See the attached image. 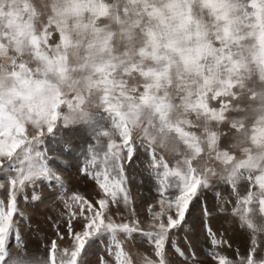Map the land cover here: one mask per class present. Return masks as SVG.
<instances>
[{
	"label": "clouds",
	"instance_id": "obj_1",
	"mask_svg": "<svg viewBox=\"0 0 264 264\" xmlns=\"http://www.w3.org/2000/svg\"><path fill=\"white\" fill-rule=\"evenodd\" d=\"M48 123L92 126L121 161L144 151L198 190L246 184L240 217L264 226V0H0V139L22 125L41 145ZM53 257L72 264L70 247ZM222 257L264 264V227Z\"/></svg>",
	"mask_w": 264,
	"mask_h": 264
},
{
	"label": "snow or ice",
	"instance_id": "obj_2",
	"mask_svg": "<svg viewBox=\"0 0 264 264\" xmlns=\"http://www.w3.org/2000/svg\"><path fill=\"white\" fill-rule=\"evenodd\" d=\"M50 119L55 121V112ZM52 129L53 124L48 123L47 130L51 132ZM2 135L4 138L0 139V158L7 157V164L6 166L0 164V171L8 177L11 187L6 203L0 200V262L7 256L9 250L7 239L14 228V216L18 212L17 191L23 190L27 184L34 183L41 177L59 180V177H55L44 163L42 153L37 149L43 130L37 133L36 139H32L27 137L22 125H16L15 134L6 129ZM8 136H11V140ZM21 136L25 138L21 139ZM125 145H127V139H125ZM119 151L120 149H116L114 152L112 145L109 144L107 151L103 154V167L93 176L100 190V193L96 194L99 198L94 197L92 202L78 193L70 198L79 206V212H70V218L66 222L67 234L71 238L68 247L71 248L72 264H83L81 256L87 251L88 246L95 243L98 238L104 237H108L115 245V264H130L131 258L121 247L122 237L118 238V233L139 234L146 238L145 243L154 246V254L159 258L158 262L153 261L156 264H168L165 259V242L176 235L175 230L184 220L190 202L203 190H198V181L184 182L183 177L177 178L164 165L165 180L158 188L159 198L156 201L158 210L151 204L148 206L150 223L145 226L144 221L137 217L135 211L129 209L131 198L126 187L125 163L119 159ZM137 152L128 147L127 160H133ZM95 159L94 155L93 162ZM10 172H14L15 175H10ZM0 187L4 185L0 183ZM121 200L124 210L120 214L121 222H117L113 218L110 205H116L119 208ZM66 207L71 208L72 205L66 202ZM77 224L82 225L80 230L76 229ZM206 229L209 230L207 226ZM57 235L59 241L53 240L50 249L47 250L50 257H53L57 245L66 240L63 233L58 232ZM65 250L67 251V248ZM180 255L183 256L184 253L181 251ZM222 260L223 257L220 258V261ZM20 264H30L29 254H21ZM53 264H55L54 257ZM101 264H112V262L106 258Z\"/></svg>",
	"mask_w": 264,
	"mask_h": 264
},
{
	"label": "rangeland",
	"instance_id": "obj_3",
	"mask_svg": "<svg viewBox=\"0 0 264 264\" xmlns=\"http://www.w3.org/2000/svg\"><path fill=\"white\" fill-rule=\"evenodd\" d=\"M58 125H57V128L55 127L53 131L49 133L50 135H48V136H52L51 139H53L54 137L57 138L55 141L56 146L52 143L49 145L48 144L44 145V154H42L43 161L47 160L48 162L49 160L48 157L49 156L52 158L54 156L56 157L57 153H60V158L69 159L71 156L68 155L66 157L63 153H61L63 152V149L65 150L66 145H69L70 147L74 148L75 151H77L80 148L82 149V147L84 148L85 146L87 147L97 146V145H98L97 147L105 146L103 150L104 152L107 151V146H106L107 141L104 138L98 139V133L94 127L85 125V124H78L75 126L74 125L65 126L61 124L59 128ZM46 137H47L46 135L43 137L41 145L43 144L44 140L46 141ZM102 139L104 140V142L102 141ZM72 144L75 145L76 147L72 146ZM76 144H78V146ZM57 147H61L60 150H54ZM40 148L42 147L38 145L37 149L41 152ZM74 158L77 161V165L75 161L73 165L71 163L69 164V161L67 162L65 161L63 164L64 167L62 166L63 174L66 173L67 174L66 177L71 179L72 182H70V184L79 183L82 186H84V184L87 182L88 186L92 188L94 191V193L90 195L91 197L90 201L94 202L93 198L94 197L96 198L97 196L96 194L98 193V189H99L98 185L95 183V180L93 179V177H90L91 175H85V178H86L85 181L79 180V175H82L84 173L83 171L84 164L80 165V167L78 168L79 157L74 155ZM60 161L63 162L62 160ZM122 162L125 163L126 187L128 189V192L131 198V204L129 206V209L131 211H135V213L137 214V217L140 220L144 222H150L148 218L149 214L147 212L148 206L151 204L153 208H156L158 210V205L156 201L159 198L158 188L160 187L161 182L165 180V177L163 176L164 169L162 166L156 167V168L151 167L150 166L151 165L150 154H146L144 151H138L135 154V158L133 160L128 161L126 158ZM10 175H15V173L10 172ZM168 179H171V178H168ZM8 181H9L8 177L5 175V173L3 171H0V183L4 184ZM56 183H57V186H60V187L62 186L60 182L56 181ZM246 189H247V186L245 187L244 191H246ZM229 190L227 186H223L222 188H220V190L205 189L202 191V193H198L197 196L193 198V200L189 204L184 220L175 230L176 235L172 237L170 240H167L165 242V255L167 252H169V254L170 253L173 254V258H174V260L172 258L171 261L167 260L168 264L169 262H171L170 264H218L222 256L224 257L227 256L224 253V248H229L231 250V253H228V254L229 256H232V257H237L238 255H244L245 253L247 254V251L245 250H248V247H250L249 243H250L251 237L246 233H242L240 234L241 236L237 237L238 239L237 243H236V239H235V243H232L233 239L231 237L233 236V233L231 236L229 235L231 234L232 229L230 228V226H227L226 224H224L223 218H227L231 214V212L229 211L230 210L229 204H230V199H231L232 194L231 192L229 193ZM16 198L18 202L20 203L25 198H30L31 200L34 198H39V195L36 194L35 192H32L30 187L29 189H26V187H24L23 190L19 191V193L17 192ZM216 200L217 202H215ZM241 201L242 200L240 197H238V199L236 198V210L243 212L244 205ZM50 203H51V200L46 198L44 201L39 202V208L37 210H39L40 212H44L45 209H47V207L50 205ZM54 205L56 204L54 203ZM59 205H60V207L58 208L59 211H56V212L61 215L64 214L63 217H65L66 215H69L68 211H66V209H69V208L66 207L65 204L62 205V203L60 202H59ZM71 205H74V204H71ZM21 206L17 205L18 212L15 215L16 218L14 217V221H15L14 228L9 233V236L7 239V248L11 249L15 247V244L17 245V243L22 239L23 242L20 244V247L23 246L22 247L23 250L21 251V254H25V253L29 254L31 251H34V253L40 252V251H47L50 249L51 242L59 238L57 235L58 232H61L64 235H68L67 228H66V222L68 218H62V220L58 222V220L56 221L54 220V217H55L54 214L45 213L47 214V216H49L47 219L46 218L41 219L40 217H38V218H34L31 220V224L40 226L42 228L40 230L41 232L34 233L32 231V228H28L29 224L25 223L24 226L30 229V232L27 231L25 238L23 237V235L15 236L17 235L16 229L18 227L16 225L19 221V216H20L19 214L24 212ZM112 206L114 207L115 205H112ZM113 207H111V209H113L112 210L113 218L117 222H121L120 214L124 210V205H123L122 200L120 204V209H121L120 211H118L116 207L114 208ZM31 208H30V213H34V215L33 214L31 215L35 217L36 212H34ZM211 218H213L212 225L210 223ZM206 226L209 230L206 229ZM258 227L261 228L263 226L258 225ZM221 231L222 233H225V235H227L228 237L227 238L222 237L220 235ZM177 233H179V237ZM121 237H122L121 247L125 249V243H123L125 238L122 235L120 236L118 235V238H121ZM107 239L108 240L106 241L103 240L105 244L106 242H109V241L111 242L109 238ZM99 242L102 244L101 241ZM34 244H37V245H34ZM239 246H241L244 251L240 249L241 247ZM24 247H25V250H24ZM35 247H37L36 250H35ZM113 247L114 248L112 249H109V247H106L107 249L104 248L106 254H108V252H112V253L113 251L115 252V245ZM100 250L102 251V249ZM181 251L184 253L183 256L180 255ZM134 252L137 253L135 249H134ZM86 257H91V259L94 258L93 254H91L90 256L89 255L82 256V258L84 259H86ZM95 257H97L94 259V261L96 262L91 261V259L89 258L90 264H101L99 251L95 253ZM129 257L131 258L130 254H129ZM151 259L157 262L159 260L158 257H156L155 259L154 258H151ZM165 259H166V256H165ZM111 262L115 263L114 253L111 256Z\"/></svg>",
	"mask_w": 264,
	"mask_h": 264
},
{
	"label": "bare ground",
	"instance_id": "obj_4",
	"mask_svg": "<svg viewBox=\"0 0 264 264\" xmlns=\"http://www.w3.org/2000/svg\"><path fill=\"white\" fill-rule=\"evenodd\" d=\"M61 125V124H60ZM58 125V127L60 126ZM78 125V124H77ZM75 126V125H74ZM80 126V125H79ZM57 128V126H56ZM60 128V127H59ZM57 133V132H56ZM50 134H47L46 136V141L44 140L43 141V144L40 145V148L41 149V153L44 154V145L46 144H54L55 145V141H56V137H54L53 139H51L52 136H48ZM55 135V134H54ZM51 139V140H50ZM58 141V140H57ZM102 141L104 142V140L102 139ZM99 142V141H98ZM97 142V143H98ZM102 142V143H103ZM79 143V142H78ZM58 144V143H57ZM80 144V143H79ZM78 146V144H76ZM105 145V143H104ZM56 146V145H55ZM72 146H75L72 144ZM98 146V145H97ZM97 146H85L84 148L82 147V149H78L77 151H75L74 148L70 147L69 145H66L65 147V150L63 149V153L66 157L69 155L71 156L69 159H62L60 158V153H57L56 157L54 156L53 158L50 157L49 155V160L47 162V160H44V163L47 165V167H49L52 171V173L54 174L55 177H59V180H55V179H46V178H39L37 179L34 183H31L30 186L29 184H27L25 187L26 189H29V187L31 188L32 192H35L36 194L39 195V198H34V199H30V198H25L23 201H21L20 203L18 202L17 200V205H22V209H23V213H20L19 215V221L17 223V229H16V234L15 236H18V235H23V237L25 238V235L28 232H30V229L28 228H32V231L34 233H39L41 232L40 230L42 229L40 226H37V225H33L31 224V220L34 219V218H38L40 217L41 219L42 218H48L49 216H47V214L45 213H49V214H54L55 217H54V220H58V222H60L62 220V218H70V212H79V206L74 204L70 198L78 193L80 195H84L86 198H88L90 200V195L94 193L93 189L90 188L87 184V182L84 184V186H82L81 184L77 183V184H70L71 179L67 178V174L64 173L63 174V171H62V166L64 167V162L66 161H69V164L71 163L73 165L74 161L76 162V165H77V161L76 159L74 158V155L78 156L79 157V162H78V168L80 167V165L84 164V167H83V171L84 173L82 175H79V180L81 181H85L86 178H85V175H91L90 177H93L94 174L97 172V171H100L102 169V166H103V154H104V150L103 148L105 146H102V147H97ZM107 146V145H106ZM76 147V146H75ZM88 149H87V148ZM61 147H57L56 149L54 150H60ZM50 151V150H49ZM74 151V152H73ZM96 156V159L95 161L93 162V156ZM59 159V160H57ZM72 159V160H71ZM60 160H62L63 162H61ZM95 163V164H94ZM66 164V163H65ZM67 169V168H66ZM64 170V169H63ZM79 172V170H78ZM94 172V174H93ZM79 174V173H78ZM93 174V175H92ZM57 182H60L62 184V186H57ZM51 182V184H50ZM4 187H0V200H3L5 203L8 199L7 195L9 193V190H10V182H6L3 184ZM32 185V186H31ZM247 185H241L240 186V189H239V192H234V191H231L229 190V193L231 192L232 196H231V199H230V216H228L227 218H223L224 219V224H226L227 226H230V228L232 229V232L231 234H229L230 236L232 235L233 233V236L231 237L233 239V242L232 243H235V239H236V243H237V237L238 236H241L240 234L242 233H246L248 234L250 237H252L253 234H255L257 232V230L260 229V227H258V225H255L253 224L251 227H247L246 226V222L243 218L240 217V213H242V211H237L236 210V198L238 199L239 197V194L242 193L244 190H245V187ZM19 193V191H17ZM22 193V192H21ZM20 193V194H21ZM98 193H100L99 189H98ZM226 193V192H225ZM219 194V193H218ZM19 195V194H18ZM102 195V193H101ZM223 195V194H222ZM225 195V194H224ZM16 196H17V193H16ZM58 196V197H57ZM95 196V195H94ZM226 196V195H225ZM27 197V196H26ZM227 197V196H226ZM46 198L50 199L51 200V203L50 205L47 207V209H45L44 212H40L39 210H37L39 208V202H42L44 201ZM96 198H99L98 196H96ZM59 200V201H58ZM65 200V201H64ZM218 200V199H217ZM217 200L215 202H217ZM226 201V200H225ZM50 202V201H49ZM59 202L63 204H65L66 206V202L69 203V204H74L72 205L73 208H69V209H66V211H68V214L69 215H66L65 217H63V215L57 213L56 211H59L58 208L60 207L59 205ZM229 202V200H228ZM242 202V201H241ZM54 203L56 205H54ZM32 205V206H31ZM158 205V204H157ZM156 205V206H157ZM217 205V204H216ZM32 208H31V207ZM64 206V207H65ZM36 212V216L34 217V213H30V208ZM98 207V206H97ZM110 207H113L112 205H110ZM114 207L117 208V206L115 205ZM113 207V208H114ZM227 207V206H226ZM240 208V207H239ZM118 211H120V205H119V208H117ZM31 210V211H32ZM113 210V209H112ZM148 212V211H147ZM22 214V215H21ZM33 214V215H31ZM16 218V216H14ZM115 217V216H114ZM210 217V216H209ZM213 218H211L210 220V223L212 225V220ZM53 220V219H52ZM26 221V222H25ZM150 221V219H149ZM209 221V220H207ZM25 223H28L29 226L28 228H26V226H24ZM145 223V226L150 223V222H144ZM218 223V222H217ZM193 227V226H192ZM224 227V226H223ZM264 227V226H263ZM82 228V225L81 224H77L76 225V229L77 230H80ZM228 228V227H227ZM28 229V230H27ZM226 229V228H225ZM213 230V229H212ZM51 231V230H50ZM229 232V231H228ZM61 233V232H60ZM219 234V233H218ZM35 235V234H34ZM117 235H122L125 240L123 241V243H125V249L124 251L127 253V255L131 256L132 259H135V256L137 254H143L144 256L148 257V258H156L155 257V254H154V246H150L148 245L147 243H145V239L144 237L140 236L139 234H127V233H124V234H120L118 233ZM178 237H179V233H177ZM213 235V234H212ZM222 237H228L227 235H225V233H222L221 231V234H220ZM244 235V234H243ZM66 237V240L63 242V243H59V245L61 246H65V247H68L69 246V242H70V237H68V235H64ZM214 236V235H213ZM29 237V236H28ZM19 238V237H18ZM108 237H104V238H98L100 240H96L95 243L93 244H90L87 248V251L85 253L82 254V256L84 255H91L93 254V257L91 259V257H86V259L82 258L81 256V259L83 260V264H90V259L91 261H94L95 258V253H97V251L100 252V262H102L103 259H110L111 260V256L113 255L112 252H108V254H106L105 249H107L106 247H109V249H112L114 248V244L113 243H110L109 242H105ZM11 239V238H10ZM244 239V238H243ZM248 239V238H247ZM14 240V239H13ZM104 240V241H103ZM110 240V239H109ZM57 241H59V238L57 239ZM101 241L102 244L99 242ZM243 241V240H242ZM23 242V240L21 239L17 245L15 244V249H20L21 251L23 250V246L20 247V244ZM132 242V243H131ZM135 242V243H134ZM104 244V245H103ZM246 244V243H245ZM34 245H37V244H34ZM122 245V244H121ZM225 245V244H224ZM243 245V244H241ZM250 245V243H249ZM248 245V246H249ZM234 246V245H233ZM247 246V247H248ZM238 247V246H237ZM241 247V246H239ZM11 248V249H13ZM37 247H35V250H36ZM249 248L248 247V250H245L249 251ZM9 249V248H8ZM102 249V251L100 250ZM134 249L137 251V253L134 252ZM242 249V247L240 248ZM24 250H25V247H24ZM243 250V249H242ZM109 251V250H108ZM244 251V250H243ZM93 252V253H92ZM238 252V250H237ZM31 253H34V251H31ZM224 253L227 255L225 256V258L227 257H232V256H229L228 253H231V250L229 248H224ZM241 254V253H239ZM246 254V253H245ZM166 260H170L173 258V254H169V252L166 253ZM236 256V255H234ZM218 257V256H217ZM90 258V259H89ZM235 258V257H233ZM197 259V258H196ZM203 259V258H202ZM174 260V258H173ZM198 260V259H197ZM96 262V261H94ZM204 262V261H203ZM171 262H169L170 264ZM112 264H115L114 262ZM219 264V263H218Z\"/></svg>",
	"mask_w": 264,
	"mask_h": 264
},
{
	"label": "crops",
	"instance_id": "obj_5",
	"mask_svg": "<svg viewBox=\"0 0 264 264\" xmlns=\"http://www.w3.org/2000/svg\"><path fill=\"white\" fill-rule=\"evenodd\" d=\"M110 243H112V242H110Z\"/></svg>",
	"mask_w": 264,
	"mask_h": 264
}]
</instances>
